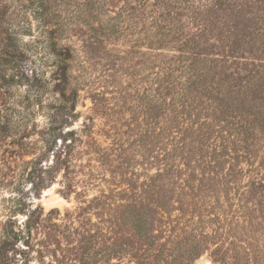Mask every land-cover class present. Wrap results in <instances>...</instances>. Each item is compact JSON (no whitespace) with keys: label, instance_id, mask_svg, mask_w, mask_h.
Masks as SVG:
<instances>
[{"label":"rangeland","instance_id":"rangeland-1","mask_svg":"<svg viewBox=\"0 0 264 264\" xmlns=\"http://www.w3.org/2000/svg\"><path fill=\"white\" fill-rule=\"evenodd\" d=\"M207 6L194 20L166 7L174 33L152 45L136 12L135 26L125 19L113 35L93 16L94 32L58 38L56 54L70 50L58 63L35 44L51 27L36 6L0 0L1 115L35 126L33 149L2 133L0 226L38 210L22 254L30 264H264V0ZM23 26L18 42L6 39ZM60 95L74 109L62 110ZM49 124L82 142L66 165L57 148L69 136L38 155ZM34 158L51 167L40 189L21 179L22 160Z\"/></svg>","mask_w":264,"mask_h":264},{"label":"trees","instance_id":"trees-1","mask_svg":"<svg viewBox=\"0 0 264 264\" xmlns=\"http://www.w3.org/2000/svg\"><path fill=\"white\" fill-rule=\"evenodd\" d=\"M31 6L35 7V15L39 19V23L44 27L51 25L48 30L43 31V34L38 36L35 44H38L43 52L46 54L53 55L55 60L58 63H61L59 60L61 56L64 55V60H68L70 58V50L68 48H61L58 50L56 54L57 41L61 36H65L69 32L79 33L81 32V28H88V30L94 32L93 28L90 25L89 20L94 16L100 22V28L106 35L113 34H121L120 27L125 24V29L128 27L129 23H125V19L129 21L133 26L136 21L133 22L132 15L134 12L138 14L139 20H144L146 22L145 29V40L148 44L157 43L160 38L167 37L174 33L169 27V21L166 19L165 8L172 7L178 10H185L191 19H199L203 17V13L207 5L216 6L217 0H122L125 6L120 10V12L113 13L112 16L108 14V10L104 9L107 5L108 0H28ZM136 17V16H135ZM29 31V27H19L14 32H11L6 39L11 41L18 42V37L21 38L22 33H27ZM4 32L0 31V43L3 42ZM7 35V34H6ZM182 35V34H180ZM1 54H3L2 47L0 48ZM49 51V53L47 52ZM64 61V62H65ZM161 63V69L164 71H169L173 67L172 60H164L159 59ZM182 63V61L180 60ZM6 61L0 57V66L5 65ZM54 65V64H53ZM42 66V65H41ZM55 66V65H54ZM182 67V66H181ZM191 66H186V68L181 70V74L187 75L189 78L195 76V70H190ZM61 68H57V70H61ZM173 70H176L175 67ZM3 71V70H0ZM64 77V76H63ZM179 85V89L186 90L184 88L185 82H181V80L177 81ZM149 89V88H148ZM61 105L68 104L67 108H61L62 110H72L75 107L74 100H68L64 97V95H60ZM145 99L148 100V105L150 100V96H148L147 92L145 95ZM56 102V100H54ZM158 107L161 106L160 102L156 104ZM64 107V106H58ZM57 109V107H53ZM0 111V142H2V133L10 132L12 136L15 137L14 140H11L10 144L16 145L21 149H33L34 144L30 143L31 140V132L35 134V126L33 125L28 130L29 120L26 116H19L18 125H14L10 123V120L4 119V116L1 115ZM14 125V127H13ZM12 126V127H10ZM66 135L67 137H71L70 141L67 143L65 139V147L64 149L57 148L59 151V159H65L63 162L64 165L68 164L69 159L71 158V154L79 151V144L82 143L80 140L75 139V132L73 130L63 131L62 127H54L51 124L46 128V131L43 132V138L40 139V144L42 147L38 151L42 155L45 152H50L51 147L56 144V140L59 136ZM36 145V144H35ZM68 149V151H65ZM34 157H37V154H33ZM22 171H21V179L24 183H30L32 187L40 189L43 187L44 175L49 172L51 169L50 166L43 167L41 169L36 166H40V163L37 161V158L34 160H22ZM38 210L34 209L30 213L25 215L24 220L21 223H17L14 220L8 219L0 226V264H30L27 258H24L22 254H24L27 250H31V243L33 241L32 236V218L34 214H37ZM230 224H233L230 222ZM23 244L26 246V249L21 250L19 253V257L17 258V253L15 252L18 248V245ZM232 251V250H231ZM159 252V251H158ZM96 253V252H94ZM171 252L160 253L159 257H171ZM102 255V252L100 253ZM15 258H14V257ZM19 259V260H18ZM163 264H165V260L161 258Z\"/></svg>","mask_w":264,"mask_h":264}]
</instances>
